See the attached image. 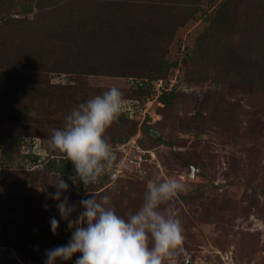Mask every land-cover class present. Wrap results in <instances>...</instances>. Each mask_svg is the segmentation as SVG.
Masks as SVG:
<instances>
[{
  "label": "rangeland",
  "instance_id": "rangeland-1",
  "mask_svg": "<svg viewBox=\"0 0 264 264\" xmlns=\"http://www.w3.org/2000/svg\"><path fill=\"white\" fill-rule=\"evenodd\" d=\"M124 1L0 0V40L50 25L76 48L75 13L90 5L106 12ZM160 1L153 12L162 10L163 23L168 19L160 65L170 66L159 75L163 80L58 72L40 77L0 67V264H44L46 250L69 242L72 231L49 197L59 177L69 184L63 196L77 205L72 220L84 211L78 202L90 192L109 196L108 206L126 218L141 206L150 180L176 178L187 186L176 207L189 264H264V0ZM26 6L31 12H23ZM236 53L252 71L246 76L255 79L229 60L227 54ZM22 75L47 85L51 98H34L28 107L29 81ZM19 76L24 95L12 98L8 91ZM166 84L176 95L164 104ZM113 86L125 101L107 130L117 161L89 192L82 181L68 179L75 176L73 163L48 140L73 109ZM52 217L59 222L55 235ZM81 255L56 264H75ZM175 264H183L182 255Z\"/></svg>",
  "mask_w": 264,
  "mask_h": 264
},
{
  "label": "clouds",
  "instance_id": "clouds-1",
  "mask_svg": "<svg viewBox=\"0 0 264 264\" xmlns=\"http://www.w3.org/2000/svg\"><path fill=\"white\" fill-rule=\"evenodd\" d=\"M124 103L123 93L113 86L73 109L62 129L52 130L48 143L73 163L75 176L68 178L73 183L82 181L88 190L89 185L99 183L113 169L117 154L107 130L118 121ZM51 185L57 191L49 197L58 202L60 217L67 221L72 234L66 245L45 251L44 264L71 260L76 253L82 255L75 264H175L181 255L183 264H189L190 254L184 248V230L176 207L187 186L178 179L150 180L141 206L126 218L108 206L109 196L98 199L88 190L89 198L78 202L84 211L75 220L69 219L77 211V205L63 196L69 184L59 177ZM50 225L55 235L59 228L55 217L50 219Z\"/></svg>",
  "mask_w": 264,
  "mask_h": 264
},
{
  "label": "trees",
  "instance_id": "trees-1",
  "mask_svg": "<svg viewBox=\"0 0 264 264\" xmlns=\"http://www.w3.org/2000/svg\"><path fill=\"white\" fill-rule=\"evenodd\" d=\"M131 1L126 0L121 2L122 4L119 3V6L113 5L111 9L106 8L107 13L96 5H90L88 10L75 13L72 16L76 17L73 19L75 22L73 31L79 30L81 32H79L80 36L75 33L76 36L80 37L78 38L80 43L75 39L77 46H79L76 48L72 43H68V40L65 41L63 36L59 37L56 28H52L50 25L45 31L26 29L20 37L10 38L8 41L2 42L0 40V67L3 68L2 70L12 69L13 72H21V74H39L40 77L49 72H58L163 80V77H159V75L163 72L168 73L170 67L169 65H160L164 51L167 50L165 48L160 51L162 49L161 43L165 40L162 34V26L167 24L168 19H165L163 23L160 19L164 16L162 10L160 12L158 9L160 14L153 12L160 0L154 4L149 0H142L141 3L138 2L137 4L135 1ZM162 8L165 7L162 5L160 9ZM22 10L24 13L31 12L30 6H26ZM185 12H190L193 15L194 9L188 8L186 10L185 8ZM30 22L26 19L23 21L24 24ZM170 22V24L174 23V19ZM85 36H87L86 41H84L86 48L81 49L82 38ZM227 56L229 60H232L233 65L243 67L245 77L255 79V76H246L250 75L252 71L247 69L243 63L246 60L243 59L241 62L238 53L232 56L227 54ZM97 58L106 60V65L99 64ZM260 70L264 74V65ZM12 71L8 72L16 76ZM22 76L26 82L29 81L26 91V105L28 107L32 108L34 98H51L47 85L44 86L42 82H35L34 79L27 80V76ZM22 76H19L12 83V92L8 91L10 97L22 98L24 95L19 87L23 80ZM3 83L4 80L1 79V84L4 85ZM150 83L149 88L151 89L154 85L152 86ZM175 95V88L167 90L166 84V88L162 87L160 100L167 104ZM143 130L150 135L155 133L154 129L149 126H145ZM157 139L162 141L161 137H157ZM49 166H54V162H51Z\"/></svg>",
  "mask_w": 264,
  "mask_h": 264
},
{
  "label": "water",
  "instance_id": "water-1",
  "mask_svg": "<svg viewBox=\"0 0 264 264\" xmlns=\"http://www.w3.org/2000/svg\"><path fill=\"white\" fill-rule=\"evenodd\" d=\"M193 172H194V170H193Z\"/></svg>",
  "mask_w": 264,
  "mask_h": 264
}]
</instances>
